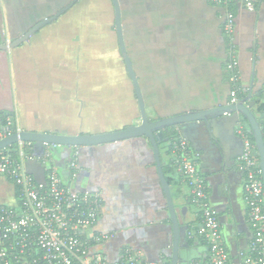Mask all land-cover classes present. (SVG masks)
Wrapping results in <instances>:
<instances>
[{
	"label": "crops",
	"instance_id": "crops-1",
	"mask_svg": "<svg viewBox=\"0 0 264 264\" xmlns=\"http://www.w3.org/2000/svg\"><path fill=\"white\" fill-rule=\"evenodd\" d=\"M97 1L78 0L27 41L0 49V126L12 117L22 129L75 134L139 123L135 88L116 29L111 30L113 2ZM119 1L126 46L151 119L230 103L219 6L212 0ZM254 1V11L237 7V41L241 83L248 93L252 89L256 101L255 91L264 88V0ZM71 2L0 0V43L22 37ZM236 117L226 114L212 119L211 126L200 120L175 129L198 154L230 258L242 264L240 253L248 250L253 231L238 167L243 140ZM78 150L82 171L76 186L102 192L100 228L116 232L104 247L108 254L115 257L123 245H131L143 251L146 262L172 263L173 224L150 141L137 137ZM57 151L60 159L66 149ZM161 157L163 164L171 161L167 148ZM171 188L181 226L178 264H188L205 257L208 248L188 236L199 223L188 186L179 181ZM15 202V185L0 176V204Z\"/></svg>",
	"mask_w": 264,
	"mask_h": 264
},
{
	"label": "built area",
	"instance_id": "built-area-1",
	"mask_svg": "<svg viewBox=\"0 0 264 264\" xmlns=\"http://www.w3.org/2000/svg\"><path fill=\"white\" fill-rule=\"evenodd\" d=\"M212 1L220 7L230 102L235 103L248 93L241 83L237 7L254 11L256 4L254 0ZM235 129L243 140L238 167L244 173L248 222L253 231L248 250L240 256L242 264H264L263 172L244 120H237ZM22 130L12 117H7L0 126V141ZM58 147L66 149L60 152V159L56 157ZM78 148L48 143L38 147L20 139L0 149V176L16 187V202L0 204V264H171L146 262L143 251L131 245H123L115 257L108 254L104 247L116 232L100 228L105 205L102 192L76 186L82 171ZM171 150L180 176L178 182L188 186L190 201L200 219L196 227L188 229V236L203 241L208 248L205 257L188 264H234L219 211L210 201L208 185L199 169L198 154L180 132Z\"/></svg>",
	"mask_w": 264,
	"mask_h": 264
},
{
	"label": "water",
	"instance_id": "water-1",
	"mask_svg": "<svg viewBox=\"0 0 264 264\" xmlns=\"http://www.w3.org/2000/svg\"><path fill=\"white\" fill-rule=\"evenodd\" d=\"M77 1L78 0H72V2L68 6L60 10L55 15L51 17H47L42 21H40L39 23H37L35 26L29 29L22 37L15 39L12 42L6 41L4 43H0V49L7 50L9 48L19 45L24 41H27L32 33L40 30L47 24L56 20L59 16H61L69 8H71ZM112 2L115 9V29L118 35L120 53L126 65L127 73L134 85L136 92V97L140 111L139 123H133L122 129L106 131L102 133L78 132L75 134H66L57 131L46 132V131H37L33 129H23L20 133L12 134L1 140L0 149L5 148L10 144L16 143L20 139L23 141L33 142L38 147L43 146L45 143L80 147V146H95V145L107 144L111 142H117L126 139L137 138V137H146L150 141L153 147L158 175L166 196L167 206L173 224V235L171 237L173 243V258L171 264H178L181 226L179 220V211L175 206L172 188L169 181L166 179L163 170L161 149L159 146V141L162 137L163 130L170 126H178L188 122L200 121V120L206 121L207 124L211 126L212 119L232 113L236 114L237 116L236 121L239 119L244 120V118H246L247 121L249 122L250 128L255 138V144L259 151L260 166L262 168L263 178H264V129L261 126L258 116L253 110V107L256 105V101L252 100V96H253L252 89L249 91L247 96L242 97L238 102L235 103L230 102L226 105L214 107L207 110H201V111L188 109L186 112L178 115L161 118V119H151L147 113L145 98L138 75L134 69L132 58L129 55L126 46L120 1L112 0ZM246 125L248 126L247 123ZM165 140L168 141L169 139L166 138ZM58 157H60V155ZM38 166L40 168V165Z\"/></svg>",
	"mask_w": 264,
	"mask_h": 264
},
{
	"label": "trees",
	"instance_id": "trees-1",
	"mask_svg": "<svg viewBox=\"0 0 264 264\" xmlns=\"http://www.w3.org/2000/svg\"><path fill=\"white\" fill-rule=\"evenodd\" d=\"M247 95H248V93L245 94L244 97ZM254 95H255V99H256V105L253 107V110L256 113V115L258 116V119L260 120L261 126L264 129V88L256 90ZM244 121L248 124V128H250L249 122L247 121L246 118H244ZM175 128H176V126H170V127H167L166 129H164L163 133H162V137L159 141L160 149L167 148L171 154V161L169 163L163 164V170H164L166 179L169 181V183L171 185L173 183L178 184L179 182H177V180H178V177H180L179 173L176 169V165L174 163V158H173L172 150H171L172 142L177 135V131ZM249 130H250L251 139L255 143V138L253 136L251 128ZM166 138H168L169 140L166 141L165 140ZM256 157H257V161L260 164V155H259V151H258L257 146H256ZM190 240H193V239H190Z\"/></svg>",
	"mask_w": 264,
	"mask_h": 264
},
{
	"label": "rangeland",
	"instance_id": "rangeland-1",
	"mask_svg": "<svg viewBox=\"0 0 264 264\" xmlns=\"http://www.w3.org/2000/svg\"><path fill=\"white\" fill-rule=\"evenodd\" d=\"M95 2H98V1L95 0ZM114 28H115V27H111V30H113ZM106 42H108V46H109V40H106ZM92 43H94V41H92ZM92 43H91V45H93Z\"/></svg>",
	"mask_w": 264,
	"mask_h": 264
}]
</instances>
